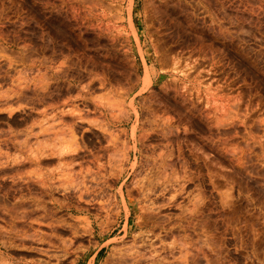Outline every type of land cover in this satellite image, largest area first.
<instances>
[{"label": "rangeland", "instance_id": "rangeland-1", "mask_svg": "<svg viewBox=\"0 0 264 264\" xmlns=\"http://www.w3.org/2000/svg\"><path fill=\"white\" fill-rule=\"evenodd\" d=\"M141 241L264 264V0H0V264Z\"/></svg>", "mask_w": 264, "mask_h": 264}, {"label": "bare ground", "instance_id": "bare-ground-1", "mask_svg": "<svg viewBox=\"0 0 264 264\" xmlns=\"http://www.w3.org/2000/svg\"><path fill=\"white\" fill-rule=\"evenodd\" d=\"M157 13V12H156ZM159 14V13H158ZM78 114V113H77ZM78 116V115H77ZM81 117V116H80ZM78 120H79V118H78ZM159 154V153H158ZM157 155V154H156ZM158 156H156V158H157ZM152 158V157H151ZM153 160V159H152ZM155 160V159H154ZM159 162H158V169H161L162 167L164 168L165 166L164 165H166L165 164V160H164V158H161V159H159L158 160ZM171 162V161H170ZM152 163H154V162H151V164ZM171 164V163H170ZM153 167V166H152ZM156 167V166H155ZM168 168V167H167ZM163 169H161V171H162ZM165 170V169H164ZM156 172V171H155ZM154 172V173H155ZM163 173H164V171H162ZM161 172V173H162ZM156 174V173H155ZM166 174V172L164 173V175ZM157 175V174H156ZM173 176V175H172ZM151 177V176H150ZM155 178V177H154ZM157 178V177H156ZM163 178V177H162ZM165 178V177H164ZM167 178V177H166ZM173 179V178H172ZM153 180V179H152ZM155 180V179H154ZM159 180V179H158ZM166 180V179H165ZM169 180V179H168ZM174 180V179H173ZM149 181H151V180H149ZM148 181V183L146 184V187H148L147 188V190L149 189L150 190V188L151 189H153L151 186H152V184H151V182H149ZM160 181H161V179H160ZM164 181V180H163ZM162 181V182H163ZM170 181V180H169ZM155 183V182H154ZM157 183H158V181H157ZM166 184V183H165ZM43 186V185H42ZM145 187V186H144ZM158 187V186H157ZM158 189V188H157ZM142 190V189H141ZM161 190V189H160ZM153 191V190H152ZM161 191H163V190H161ZM169 191V190H168ZM175 192V191H174ZM147 193V192H146ZM170 193V192H169ZM149 197V196H148ZM151 200V199H150ZM39 201V200H38ZM37 201V202H38ZM40 202V201H39ZM33 204V203H32ZM147 222V221H146ZM149 223V222H148ZM146 224V223H145ZM149 233H151V236L150 237H152V239H155L156 238V235H154V233H152L153 231H152V229H149V231H148ZM148 233V234H149ZM148 234H146V235H148ZM156 234V233H155ZM145 236V235H144ZM149 237V236H148ZM142 238V237H141ZM145 240V239H144ZM156 240V239H155ZM133 241V240H132ZM134 242H136V241H134ZM144 242V241H143ZM142 241L138 244V245H136L135 243H133L132 245H129V247L127 246V247H123V248H121V249H118L117 251H116V258L114 259V261L116 262V263H114V264H139V263H142V260H145V261H147V263L148 264H153L154 263V257L156 256V254L155 253H157L156 252V250H155V248L153 247L154 245L153 244H147V248H149L148 249V251H147V248H146V245H144V244H146L145 242L143 243ZM135 244V245H134ZM156 259V258H155ZM144 261V262H145ZM143 262V263H144ZM147 263H145V264H147Z\"/></svg>", "mask_w": 264, "mask_h": 264}]
</instances>
